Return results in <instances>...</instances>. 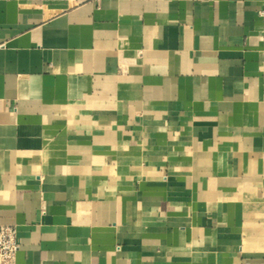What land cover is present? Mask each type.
<instances>
[{"label": "crops", "instance_id": "0c3cea01", "mask_svg": "<svg viewBox=\"0 0 264 264\" xmlns=\"http://www.w3.org/2000/svg\"><path fill=\"white\" fill-rule=\"evenodd\" d=\"M262 1L0 0L15 264H264Z\"/></svg>", "mask_w": 264, "mask_h": 264}, {"label": "built area", "instance_id": "2783aa9c", "mask_svg": "<svg viewBox=\"0 0 264 264\" xmlns=\"http://www.w3.org/2000/svg\"><path fill=\"white\" fill-rule=\"evenodd\" d=\"M264 30V0L258 11ZM20 247L17 228L13 224L0 223V264H15L16 253Z\"/></svg>", "mask_w": 264, "mask_h": 264}]
</instances>
